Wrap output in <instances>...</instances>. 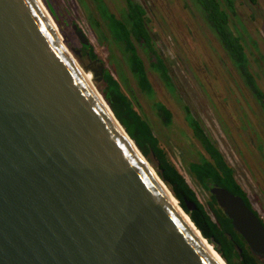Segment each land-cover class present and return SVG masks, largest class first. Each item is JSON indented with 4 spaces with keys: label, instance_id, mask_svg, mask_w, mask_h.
I'll use <instances>...</instances> for the list:
<instances>
[{
    "label": "water",
    "instance_id": "water-1",
    "mask_svg": "<svg viewBox=\"0 0 264 264\" xmlns=\"http://www.w3.org/2000/svg\"><path fill=\"white\" fill-rule=\"evenodd\" d=\"M42 5L0 0V264H222L88 84L103 64L80 67ZM209 193L264 261L260 219Z\"/></svg>",
    "mask_w": 264,
    "mask_h": 264
},
{
    "label": "rangeland",
    "instance_id": "rangeland-1",
    "mask_svg": "<svg viewBox=\"0 0 264 264\" xmlns=\"http://www.w3.org/2000/svg\"><path fill=\"white\" fill-rule=\"evenodd\" d=\"M104 1L109 10L119 16V11L124 6L122 0ZM136 1L146 11L150 35L158 53L167 64L174 85V90H170V93L158 74L152 71L151 58L142 54L155 93L153 99L164 104L173 114V124L168 129L162 127L154 115L151 109L152 99L138 89L120 49L114 46L115 59L112 61L109 59L110 52L107 46L98 41L96 33L92 31L86 20V11L77 0H54L56 9L62 13L61 20L65 22L64 25L59 26L51 18L56 24L64 46L80 67H89L91 62L90 58L85 56L84 49L72 30L73 23L77 24L88 38L98 63L104 66L103 71L107 69L118 73L122 79L120 81L122 88L129 90L140 105V110L152 123L155 135L160 139V147L164 148L169 159L213 220L207 207L210 199L209 191L199 185L188 170L189 163L197 162L202 156L206 157V154L192 137L185 120L183 106L189 108L190 113L223 154L226 162L234 170L237 182L246 192L251 209L264 222V162L262 161L264 154L257 153L252 145L257 144V141L264 142V117L258 104L240 84L237 72L213 42V36L207 31L200 14L189 0ZM235 4L250 67L258 74V84L264 92V64L261 66L258 64V59L264 62V0H258L254 5L245 0H236ZM91 5L89 2V10L93 7ZM72 50L77 51L80 56L75 55ZM115 78L118 79L116 76ZM101 82L92 79L98 92L103 87ZM242 111L250 120L249 131L239 127ZM224 124L230 135L226 132ZM144 159L148 164L150 163L146 158ZM149 165L157 174L154 164ZM210 245L214 248L212 244Z\"/></svg>",
    "mask_w": 264,
    "mask_h": 264
},
{
    "label": "trees",
    "instance_id": "trees-1",
    "mask_svg": "<svg viewBox=\"0 0 264 264\" xmlns=\"http://www.w3.org/2000/svg\"><path fill=\"white\" fill-rule=\"evenodd\" d=\"M77 1L86 11V20L92 31L96 33L98 41L107 46L110 52L109 59L111 61L115 59L113 47L119 48L138 89L152 99L151 109L154 115L162 127L170 128L173 124V114L164 104L153 99L155 93L142 58V54L151 58L152 71L158 74L165 88L171 93L170 90H174V85L171 82L167 64L158 53L150 35L145 9L136 0H122L124 6L117 16L109 10L104 0H86L88 5L89 2L92 4L91 10L85 0ZM245 1L252 5L258 2V0ZM42 2L53 20L59 26L64 25L65 22L61 20L62 13L56 9L54 0H42ZM189 2L200 14L207 31L213 36V42L235 69L240 84L258 104L264 117V92L258 84V74L250 67V60L245 51V39L240 29L242 26L238 23L236 13V0H189ZM83 49L88 51L91 60L97 58L91 45ZM262 61L258 59L260 66L264 64ZM101 81L103 87L99 91L100 95L115 119L142 156L154 164L157 175L208 243L214 246L227 264H263V261L249 250L243 238L235 232L231 220L223 214L210 193L207 207L214 220L198 201L194 191L169 159L164 148L160 147V139L155 135L152 123L140 110L137 100L133 98L129 90L122 88L120 83L122 79L118 73L105 69ZM183 111L192 137L206 154V157L202 156L197 162L188 164L190 174L205 190L209 191V186L223 187L241 197L246 206L252 210L246 192L237 182L234 170L226 162L223 154L190 113L189 108L183 106ZM240 114L239 127L249 131L251 123L248 116L243 111ZM224 125L226 132L230 135L226 124ZM252 145L257 153L264 154V142L257 141V144ZM262 161L264 162V157ZM252 212L259 217L255 211L252 210ZM261 222L264 226V222L262 220Z\"/></svg>",
    "mask_w": 264,
    "mask_h": 264
},
{
    "label": "bare ground",
    "instance_id": "bare-ground-1",
    "mask_svg": "<svg viewBox=\"0 0 264 264\" xmlns=\"http://www.w3.org/2000/svg\"><path fill=\"white\" fill-rule=\"evenodd\" d=\"M38 2L42 5V3H41V0H38ZM42 7H43V5H42ZM70 54V53H69ZM70 57L72 58V59H74V57L70 54ZM86 77V80H87V82H88V84L91 86V88H95L94 87V85H93V83H92V76H91V74H88V75H86L85 76ZM96 89V88H95ZM94 89V90H95ZM96 91H97V89H96ZM97 93H98V96L100 95V93L97 91ZM99 98H100V100H101V103H103V105L105 106V110L107 111V113L109 114V115H111V110H110V108L108 107V105L103 101V99H102V97H101V95L99 96ZM111 116H113V115H111ZM132 145L134 146V148H135V145L132 143ZM136 150H137V148H136ZM144 159V158H143ZM144 161H145V163H146V165H148V168L151 170V172L156 176V173H155V171L152 169V168H150V163L148 164V162L144 159ZM165 188V190H166V192H168V194H170L169 193V189L166 187V186H164ZM170 196H171V194H170ZM173 200V199H172ZM173 202H174V204L176 205V207L178 206L177 204V201L174 199L173 200ZM187 218V217H186ZM188 221H189V219H188ZM189 223H190V225L192 226V227H194L192 224H191V222L189 221ZM195 229V228H194ZM196 232H198V230L196 229L195 230ZM198 234H199V237L205 242V244H206V246H208L210 249H211V251L219 258V260L222 262V264H227L225 261H224V259H222V257H220L219 255H218V253L214 250V248L208 243V241H206V240H204L203 238H202V236H201V234L198 232Z\"/></svg>",
    "mask_w": 264,
    "mask_h": 264
},
{
    "label": "flooded vegetation",
    "instance_id": "flooded-vegetation-1",
    "mask_svg": "<svg viewBox=\"0 0 264 264\" xmlns=\"http://www.w3.org/2000/svg\"><path fill=\"white\" fill-rule=\"evenodd\" d=\"M141 6H142V5H141ZM142 7H143V6H142ZM143 8H144V7H143ZM83 48H84V46H82V49H83ZM83 51H84L85 56H86L87 58H89L88 51L85 50V49H84ZM78 56H80V55H78ZM74 60H75V59H74ZM89 61H90V62L96 61V64H98L97 59H94V60H93V59H92V60L89 59ZM96 64H95V65H96ZM251 211H252V210H251ZM258 218L261 219V217H258ZM261 220H262V219H261ZM261 220H260V221H261ZM262 221H263V220H262ZM261 223H262V222H261Z\"/></svg>",
    "mask_w": 264,
    "mask_h": 264
}]
</instances>
